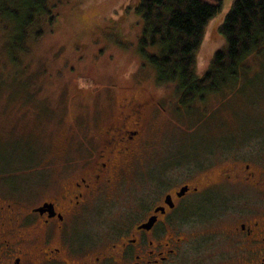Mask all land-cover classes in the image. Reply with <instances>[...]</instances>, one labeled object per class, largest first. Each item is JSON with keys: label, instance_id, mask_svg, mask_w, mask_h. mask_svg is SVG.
Instances as JSON below:
<instances>
[{"label": "rangeland", "instance_id": "rangeland-1", "mask_svg": "<svg viewBox=\"0 0 264 264\" xmlns=\"http://www.w3.org/2000/svg\"><path fill=\"white\" fill-rule=\"evenodd\" d=\"M140 1L50 0L55 21L49 23L45 14L25 37L15 23L0 18L1 189L37 180L56 185L66 162L82 158L86 137L104 121L97 123L82 106L99 102L110 111L123 93L111 98L107 90L136 95L148 89L162 102L163 114L152 121L145 147L183 156L181 166L171 170L172 180L189 178L205 158L216 168L247 162L264 168V54L250 58L252 69L237 94L225 89L181 106L177 84L160 83L157 68L141 52ZM206 1L221 2L222 8L197 51L200 77L227 47L221 27L236 0ZM146 188L132 178L121 193ZM198 222V216L187 218V228L196 230Z\"/></svg>", "mask_w": 264, "mask_h": 264}, {"label": "flooded vegetation", "instance_id": "flooded-vegetation-1", "mask_svg": "<svg viewBox=\"0 0 264 264\" xmlns=\"http://www.w3.org/2000/svg\"><path fill=\"white\" fill-rule=\"evenodd\" d=\"M105 92L123 93L110 111L82 106L104 121L56 185L0 188V264H264V168L205 158L172 180L183 156L145 147L162 102ZM132 178L147 188L122 196Z\"/></svg>", "mask_w": 264, "mask_h": 264}, {"label": "trees", "instance_id": "trees-1", "mask_svg": "<svg viewBox=\"0 0 264 264\" xmlns=\"http://www.w3.org/2000/svg\"><path fill=\"white\" fill-rule=\"evenodd\" d=\"M49 2L0 0V18L15 23L18 35L25 37L45 14L49 23L55 21ZM221 8V2L206 0H141L138 5L145 23L141 52L157 68L160 83L177 84L182 106L225 89L237 94L242 77L252 69L250 58L264 54V0H236L221 27L227 47L215 54L204 76L196 73L206 27Z\"/></svg>", "mask_w": 264, "mask_h": 264}]
</instances>
